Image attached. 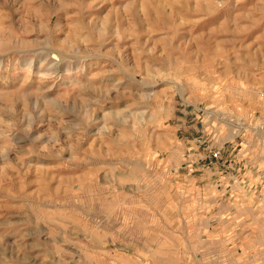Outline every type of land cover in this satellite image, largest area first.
<instances>
[{
	"label": "rangeland",
	"instance_id": "374dc122",
	"mask_svg": "<svg viewBox=\"0 0 264 264\" xmlns=\"http://www.w3.org/2000/svg\"><path fill=\"white\" fill-rule=\"evenodd\" d=\"M263 87L264 0H0V264H264Z\"/></svg>",
	"mask_w": 264,
	"mask_h": 264
},
{
	"label": "built area",
	"instance_id": "2783aa9c",
	"mask_svg": "<svg viewBox=\"0 0 264 264\" xmlns=\"http://www.w3.org/2000/svg\"><path fill=\"white\" fill-rule=\"evenodd\" d=\"M259 98H260V102L264 105V87L261 88L259 92ZM195 143L197 145H200L202 141L201 139H196ZM219 156H220V148L217 151L211 153V157L214 159H218ZM188 157H192V155L190 154L188 155ZM192 165H193V162H188L186 165H183V166L184 168L186 167L189 172H192V167H193Z\"/></svg>",
	"mask_w": 264,
	"mask_h": 264
}]
</instances>
